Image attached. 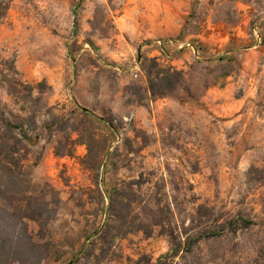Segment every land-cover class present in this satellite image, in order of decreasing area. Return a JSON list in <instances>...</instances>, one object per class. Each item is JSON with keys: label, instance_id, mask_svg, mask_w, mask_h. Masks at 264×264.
Returning <instances> with one entry per match:
<instances>
[{"label": "rangeland", "instance_id": "1", "mask_svg": "<svg viewBox=\"0 0 264 264\" xmlns=\"http://www.w3.org/2000/svg\"><path fill=\"white\" fill-rule=\"evenodd\" d=\"M179 14L0 0V118L23 158L0 170V264H264V0ZM151 58L182 72L166 96L147 89ZM113 186L135 219L99 236ZM201 230L219 233L187 248Z\"/></svg>", "mask_w": 264, "mask_h": 264}, {"label": "trees", "instance_id": "2", "mask_svg": "<svg viewBox=\"0 0 264 264\" xmlns=\"http://www.w3.org/2000/svg\"><path fill=\"white\" fill-rule=\"evenodd\" d=\"M145 79L147 83V89L150 95L152 97H163L168 95L176 87V85L179 84V82L182 79V72L170 65L160 64L156 58H151L149 59V62L147 63V66L145 68ZM26 87L28 88V92L31 94L34 86L31 84H27ZM14 127L18 128V126H14L8 120L0 118V170L4 172H11L12 169L15 168L21 170V164L23 158L20 155V151H19L20 148L17 146V142H19V139L16 137L17 133L13 132ZM22 137L27 138L26 134H23ZM14 139L16 141H13ZM123 188L124 186L122 188H118L116 186H113L111 188L109 195V203L107 205L108 216L106 222H104L102 228L98 233L99 236L102 235L107 236L108 233H110V228L112 225L115 227L117 226L121 227L125 224H130V222L134 221L135 218L132 216L130 217V219H128L129 212L127 213V211L129 210L131 202L130 201L127 202L123 197V194L125 193V190ZM206 207L207 206H204L202 204L198 205L197 212L199 213V215L201 217L207 216L206 218L208 221H214V220L218 221L217 217L211 220L210 212H208L207 214H204V212H200L202 208L205 209ZM24 211H25L24 217L37 221L41 226V228L43 227L44 224L42 223L40 218L34 214L35 211L34 208L27 205L24 208ZM233 221L234 220L226 221L225 224L223 225L222 230L226 229L227 227L226 225L232 224ZM244 222L247 223L246 220H244ZM153 224H160V222H153ZM141 227L142 226H138L137 229H142L145 235L147 236L150 235L151 233L150 230H146L145 228L143 227L141 228ZM128 232L129 231L120 233L117 230L116 236H123L126 235V233ZM218 233L219 232L217 231L210 232V230H205V231L201 230L194 236H187L183 243L187 248H190L192 244L196 242L198 239H201L203 237L215 236L218 235ZM177 250H178L177 248L172 250L173 255L177 253Z\"/></svg>", "mask_w": 264, "mask_h": 264}, {"label": "crops", "instance_id": "3", "mask_svg": "<svg viewBox=\"0 0 264 264\" xmlns=\"http://www.w3.org/2000/svg\"><path fill=\"white\" fill-rule=\"evenodd\" d=\"M136 6L145 5V8L157 11V15L151 16L157 23L169 24L177 19L179 12L185 11L190 0H134ZM180 19V17H178ZM160 49V48H159ZM161 50V49H160ZM156 50V55H161V51ZM159 59V58H157ZM162 98L160 100H165Z\"/></svg>", "mask_w": 264, "mask_h": 264}, {"label": "built area", "instance_id": "4", "mask_svg": "<svg viewBox=\"0 0 264 264\" xmlns=\"http://www.w3.org/2000/svg\"><path fill=\"white\" fill-rule=\"evenodd\" d=\"M158 45L161 47V51H163V47L165 46L164 43L160 42V41H157ZM185 43H181L179 45V47H182V45H184ZM188 46H190L191 50L193 53H198V50L193 46V45H190V44H187ZM132 70H134V75L136 76L137 75V72L140 71V68H139V64H138V61L137 62H134L133 66H132ZM134 117V112H129L125 117H124V120L126 122H129L133 119Z\"/></svg>", "mask_w": 264, "mask_h": 264}]
</instances>
